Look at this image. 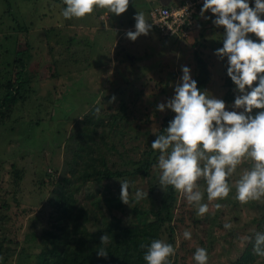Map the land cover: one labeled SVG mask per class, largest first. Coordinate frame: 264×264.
<instances>
[{
  "label": "rangeland",
  "instance_id": "obj_1",
  "mask_svg": "<svg viewBox=\"0 0 264 264\" xmlns=\"http://www.w3.org/2000/svg\"><path fill=\"white\" fill-rule=\"evenodd\" d=\"M179 1L129 0L127 11L119 16L97 8L84 18L66 20L61 15L66 7L63 0H0V101L11 92L18 95L6 100L8 104L0 103V204L8 205L1 208L6 217L0 224V237L5 234L20 241L17 254L6 264H33L41 250L44 230L54 225L56 189L61 178L70 175L72 134L93 101L106 112L117 111L124 104L126 118L118 122L119 134L111 132V139L121 143L125 133L120 151L139 157L163 118H174L170 109L160 112L157 105L174 96L182 66L190 68L194 80L197 48L210 70L209 82L198 89L222 99L226 110H233L230 105L238 93L235 87L227 93V58L219 60L214 55L223 46L224 28L212 23L215 17L210 12L204 14L210 19L200 15L203 0H195L192 6L195 22L173 37L177 48L170 46L173 38L162 37L153 25L146 36L135 41L126 38V32L135 31L137 11H143L151 23L155 6ZM249 6H254V0H249ZM248 36L259 42L254 34ZM23 65L25 68L20 67ZM16 81L23 82L18 91ZM106 95L109 99L104 102L101 99ZM113 96L115 101L109 103ZM109 159V165L122 164L118 153ZM251 163L244 161L228 178L232 190L223 200L208 201L206 184L203 179L198 181L201 203L209 207L204 216L197 215L198 205L189 204L178 193L176 252L169 258L171 262L176 258L179 264H196L193 255L201 247L207 249L208 264H230L247 248L243 237H254L256 229L264 233V197L247 204L234 198L235 181ZM159 175L154 165L152 184L160 188ZM122 181L80 182L77 200L90 201L98 213V219L87 223L91 229L105 227L113 214L128 216L135 204H149L147 180L139 176L127 180L129 205L119 199ZM137 189L147 193L139 202H135ZM216 204L221 207L217 209ZM226 223H231V229L224 228ZM184 231L191 232V239H184ZM254 264H264V257L256 258Z\"/></svg>",
  "mask_w": 264,
  "mask_h": 264
},
{
  "label": "clouds",
  "instance_id": "obj_2",
  "mask_svg": "<svg viewBox=\"0 0 264 264\" xmlns=\"http://www.w3.org/2000/svg\"><path fill=\"white\" fill-rule=\"evenodd\" d=\"M66 6L61 15L64 19L84 18L97 8L106 9L109 14L119 16L125 13L129 0H63ZM187 13V6L184 8ZM210 12L215 17L212 23L224 28L223 46L215 50L219 60L227 58V76L235 85L234 102L226 110V104L201 91L191 78L190 68L182 66L179 82L174 87V96L166 103L157 105L160 112L170 109L175 113L164 129L165 134L157 135L151 148L159 150L156 168L160 170L159 183L171 186L182 194L189 204L198 205L197 215L204 216L209 207L201 203L203 193L198 181L206 184L204 191L208 201L223 200L232 188L228 178L236 172L244 161H251L235 181V199L241 204L258 201L264 197V111L252 115L253 109H264V0H203L200 15L204 19ZM135 31L125 33L126 38L135 41L141 35H148L152 23L146 20L143 11H137ZM259 38L255 42L248 34ZM258 84L253 87L254 82ZM115 101L113 96L109 103ZM241 111H237V110ZM97 113L99 108L95 110ZM130 184L120 182L119 199L129 205ZM135 202L147 197V193L137 189ZM215 207L219 209L220 204ZM231 229V223L224 224ZM184 239H191V232H183ZM253 242L252 236L243 237ZM111 242L109 235L100 237L101 245ZM146 248L143 260L146 264H172L170 257L176 249L172 244L159 239L151 241ZM253 252L264 257V233L254 234ZM104 248L97 250V256L107 258ZM196 264H208L207 249L198 247L193 255Z\"/></svg>",
  "mask_w": 264,
  "mask_h": 264
},
{
  "label": "trees",
  "instance_id": "obj_3",
  "mask_svg": "<svg viewBox=\"0 0 264 264\" xmlns=\"http://www.w3.org/2000/svg\"><path fill=\"white\" fill-rule=\"evenodd\" d=\"M193 22L184 25L185 29ZM152 25L160 31L162 37L167 39L178 34L163 33L157 24L152 23ZM169 42L170 46L177 48L174 38ZM131 57L133 58L132 55ZM193 57L196 73L193 78L197 82V87L202 88L210 80V70L197 48L194 49ZM17 60L15 59L16 62ZM20 67L25 68L24 65ZM226 73L227 66L224 68V76L228 87L227 93H230L235 85ZM16 82L18 85L15 90L18 91L23 82ZM257 84L258 81L254 82L253 87ZM16 96L18 95L11 92L10 96L7 94L4 101L1 100L0 103L8 104L6 100L12 101ZM108 99L106 95L101 100L106 102ZM92 104V107L77 120V128L72 134V148L70 149L72 151V160L69 162L68 169L70 175L63 176L56 189L53 201L54 225L44 230L41 239L43 244L40 245L41 250L36 254L33 264H146L143 260L146 248H141L142 244L147 246L152 240L159 239L175 247L174 217L178 193L171 186L159 188L157 183L152 184L151 176V170L156 165L159 156V150H153L151 144L157 135L165 134L164 129L168 126L170 117L163 118L161 127L151 135L150 142L142 150L141 155L134 158L121 152L118 147L122 144L125 133L121 132L123 137L121 143H116L111 139V132L119 134L118 122L126 118L123 110L124 104L114 112L104 111L102 107L95 105V101ZM97 108L100 109L98 113L95 111ZM260 111L264 109H253L252 115ZM119 127H121L120 124ZM114 153L122 157V164L114 166L113 162L114 165H109V157ZM137 176L148 181L149 204L146 206L135 204L128 216L121 217L113 214L112 221L105 227L91 229L87 223L98 219V213L90 201L77 200L76 191L79 189L80 182L104 180L109 183L112 179L130 180ZM7 207L6 202L0 204V224L6 217L1 213V208ZM259 224L258 221L256 228ZM104 234L109 235L111 240L107 245L100 243V237ZM19 245L18 238L2 234L0 264H6L10 258L15 256ZM99 248H104L108 252L107 258L97 256ZM258 257L260 256L253 252V242H248L247 248L232 259L230 264H254ZM172 264H179L176 258L172 260Z\"/></svg>",
  "mask_w": 264,
  "mask_h": 264
},
{
  "label": "built area",
  "instance_id": "obj_4",
  "mask_svg": "<svg viewBox=\"0 0 264 264\" xmlns=\"http://www.w3.org/2000/svg\"><path fill=\"white\" fill-rule=\"evenodd\" d=\"M196 2L195 0H185L183 3L176 6H157L152 11L153 23L157 24L163 33L179 34L185 29L184 25L192 23L193 14L196 12L192 6H194ZM186 6L187 13L184 11Z\"/></svg>",
  "mask_w": 264,
  "mask_h": 264
},
{
  "label": "crops",
  "instance_id": "obj_5",
  "mask_svg": "<svg viewBox=\"0 0 264 264\" xmlns=\"http://www.w3.org/2000/svg\"><path fill=\"white\" fill-rule=\"evenodd\" d=\"M182 1H185V0H181V1H179V2H177V3H174V4H169V5H168L167 3H164V4H162V5L176 6V5H179ZM157 6H160V5H157ZM157 6H155V7H157ZM155 7H154V8H155ZM154 8H153V9H154ZM153 9H152V10H153ZM152 17H153V12H152V16H151V23H153V18H152ZM130 27H132V26H129V27H126V28H130Z\"/></svg>",
  "mask_w": 264,
  "mask_h": 264
}]
</instances>
